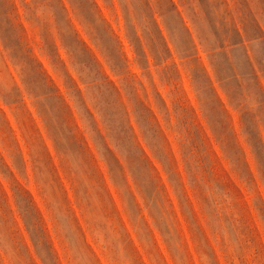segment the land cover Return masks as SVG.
<instances>
[{
    "label": "rangeland",
    "instance_id": "rangeland-1",
    "mask_svg": "<svg viewBox=\"0 0 264 264\" xmlns=\"http://www.w3.org/2000/svg\"><path fill=\"white\" fill-rule=\"evenodd\" d=\"M61 2L0 0V264H264V0Z\"/></svg>",
    "mask_w": 264,
    "mask_h": 264
},
{
    "label": "trees",
    "instance_id": "trees-1",
    "mask_svg": "<svg viewBox=\"0 0 264 264\" xmlns=\"http://www.w3.org/2000/svg\"><path fill=\"white\" fill-rule=\"evenodd\" d=\"M58 3H62L61 0H58ZM2 4L5 6V13H4V19L6 20L7 25H9L10 28H14V24H15V19H17L19 17V15L16 13V8L14 4H9V0H2ZM79 4L83 7L82 11L83 13H86V11L89 9V7L87 6V0H79ZM87 6V7H85ZM61 9L63 11L66 12V15L68 16V10L66 8V6L64 4H62ZM70 27L73 29V24L71 22V19H67ZM159 27V26H158ZM159 29V28H158ZM74 38L72 39V41L74 43H76L77 45H81L82 46V50L83 53H86L89 55V57H77L78 59L76 60V57H72L74 59L73 65L75 67V69L82 75L83 73H87V74H91L92 72L96 73V75L98 73H101V64L99 62V60L96 57H93V54L91 52V50L87 47L86 43L79 39V35L76 31V29L74 28ZM160 31V30H159ZM137 33V32H136ZM118 44L120 45L121 42L118 40L117 41ZM131 45H132V40H131ZM121 47V45H120ZM142 48V54L143 57L146 58L147 60V54L144 50V47L141 45ZM168 51L170 52L169 48L167 47ZM30 54H22L23 59L25 60V62L29 65V67L31 68V72L34 73L36 76L40 77V79H44L41 77V72L37 70V68L34 66V62H32L31 59V50L29 51ZM68 52L72 53L73 55H79L80 50H78V48H75L74 50H68ZM137 52V50H136ZM112 60V59H111ZM62 62V60H60ZM125 61L123 60L122 57H117L114 59V61H109L108 60V64L110 66V68L112 69L113 72L117 71V75H120V71L123 68V63ZM65 66V65H64ZM88 70V71H86ZM66 74L67 76L73 80L70 72L68 70H66ZM194 83H195V88L197 90V92L200 94H203L206 90H208L209 88L214 92V90L212 89L211 85H212V81L206 71V69L204 67L201 68V71L195 69L194 70ZM112 83V82H110ZM44 84L47 85V80L46 78L44 79ZM23 101V95H22V99ZM230 102L232 103V99H230ZM17 103V101H13L10 104H15ZM88 113L92 116V113L90 112V110H87ZM128 114V113H127ZM127 124L124 125L123 121H121V126L127 130L128 132H131V135H128V132L125 131L124 133V138L128 141H131V139L133 138V127L130 123V119L127 120L126 122ZM246 133V131H245ZM164 138V137H163ZM165 144L167 143V139L164 138ZM103 145L104 148L106 150V152L108 153V156H105L103 158V160H105L106 164L111 168L110 171H115L116 169L119 171V173L121 174L122 178L125 180L126 183H128V179L126 176V170L124 165L122 164L121 160L118 158V156H116V154L112 151V149L110 148L109 144L106 142V139L103 138ZM264 147V145H263ZM128 150H134L133 156L131 153V156L133 157V159L137 160L138 163L141 165V163H145L144 166H147V169L149 171H151V166H150V162L148 159V156L146 154V152L143 150V148L139 147V146H133V147H127ZM165 148V147H164ZM139 150L140 154L138 156H135L136 151ZM166 151V149H165ZM166 156L168 157L169 161H170V155L169 153L166 151ZM145 161V162H144ZM5 166H7L6 164H4ZM151 178V176H150Z\"/></svg>",
    "mask_w": 264,
    "mask_h": 264
}]
</instances>
